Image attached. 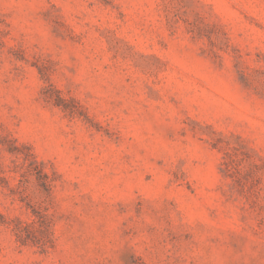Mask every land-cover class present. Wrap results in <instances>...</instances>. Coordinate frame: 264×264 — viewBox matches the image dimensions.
Masks as SVG:
<instances>
[{"label": "rangeland", "instance_id": "374dc122", "mask_svg": "<svg viewBox=\"0 0 264 264\" xmlns=\"http://www.w3.org/2000/svg\"><path fill=\"white\" fill-rule=\"evenodd\" d=\"M0 264H264V0H0Z\"/></svg>", "mask_w": 264, "mask_h": 264}]
</instances>
